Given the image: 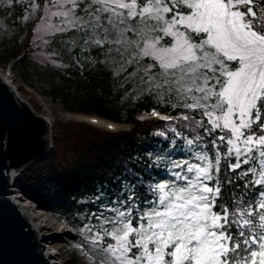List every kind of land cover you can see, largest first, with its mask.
<instances>
[{
	"label": "snow or ice",
	"instance_id": "snow-or-ice-1",
	"mask_svg": "<svg viewBox=\"0 0 264 264\" xmlns=\"http://www.w3.org/2000/svg\"><path fill=\"white\" fill-rule=\"evenodd\" d=\"M60 7L58 31L135 62L147 92L184 110L160 119L190 129H171L181 143L171 140L157 165L162 177L145 182L129 169L115 198L97 204L84 255L92 264H264V0Z\"/></svg>",
	"mask_w": 264,
	"mask_h": 264
},
{
	"label": "trees",
	"instance_id": "trees-1",
	"mask_svg": "<svg viewBox=\"0 0 264 264\" xmlns=\"http://www.w3.org/2000/svg\"><path fill=\"white\" fill-rule=\"evenodd\" d=\"M47 1L36 0L39 10L35 18L27 22L28 34L24 39H20V35L24 32L25 25L16 18L20 16L23 4L15 2L12 9L13 17L6 18L12 28L15 29V26L19 28L15 29L13 37L5 38L3 41L5 52L9 50L6 60L21 61L20 73L28 83L35 76H43L42 68L29 60V53H25V49L30 45L33 29ZM26 3L30 4L31 1L26 0ZM0 10L2 11L0 18H3L4 10ZM63 54L68 56V53ZM76 54L79 55L78 65L64 69L50 68L49 73H45V77L51 83L55 76L61 80L60 85L52 87L51 90L45 89V92L54 99L60 98L66 111L96 114L115 122L132 124V128L110 133L84 122L55 121L52 135L56 147L50 153V160H44L41 165L48 167L49 178L55 181L59 188L57 191L61 199L59 207L44 197L45 188L38 171L28 170L22 178L24 191L30 197L38 202L43 201L47 209L56 210L60 216L68 214L73 218L70 224L75 228L79 239L83 234H78L77 229H81L89 221V214L97 210V204L103 203L109 197L115 198L121 179L133 178L128 172L129 169L143 176L145 182L155 179L149 171L150 166H154L155 173L164 174L157 165L163 167L164 154L168 151L171 140L176 139L177 144L181 143L171 129L175 127L177 132H182L186 136L190 134V129L183 128L186 122L181 120H175L170 125L154 119L142 120L141 114L150 113L154 109L171 113L175 117L184 110L173 109L169 103L161 102L155 95L145 90V85L140 79L136 81V91L128 93L134 85L133 82L123 81V75L105 63L101 48L83 53L76 49ZM89 56L95 58L94 63H90ZM135 67L133 62L130 70L133 71ZM136 74L141 76V73ZM157 131L165 133L167 139L162 140L156 136ZM59 142L70 144V149L74 153L75 160L68 167L56 164L59 157L57 156ZM101 190L105 193L104 198L95 201V196ZM139 191L143 193L144 189L140 188ZM84 210L86 214L82 216Z\"/></svg>",
	"mask_w": 264,
	"mask_h": 264
},
{
	"label": "rangeland",
	"instance_id": "rangeland-1",
	"mask_svg": "<svg viewBox=\"0 0 264 264\" xmlns=\"http://www.w3.org/2000/svg\"><path fill=\"white\" fill-rule=\"evenodd\" d=\"M30 1L31 3L27 4L26 0H13V4L9 6L7 0H0V9H3L5 13L3 18H0V73L5 74L8 68L11 69L12 75L10 80L16 87L20 96L24 100L28 101L37 113L49 117L52 122L55 120H63L64 122H76L79 120H83L85 117L81 115H75L66 112L63 109L60 98L54 99L51 95L45 92V89L51 90L52 87L61 84L60 78L56 76L53 79V83H51L47 79V77H45V73H49L48 70L50 68H52V70L53 68L64 69L73 65H78L80 62L79 55L76 54V49L83 53L86 51L89 52L95 48H99L95 45H84L83 40L81 39L83 35L82 33H77L74 30L63 32L57 30L58 28L63 26L62 18L54 15V13L61 10V0H48L46 2L39 17V21L36 23L33 29V34L30 38V45L29 47H27V49H25L26 53H29V60L33 64L42 68L43 76H35L33 80L28 84L23 80L20 73L21 61L17 59L6 63L9 50L5 52L3 41L5 38L13 37L16 31L15 29L19 30L18 26H15V29L12 28L6 18L9 16L13 17L12 9L15 2L23 4L20 16L18 15L16 18L17 21L19 20L22 24L25 25L24 32L20 35V39H24L28 34L27 22L29 20H33L39 10V6L36 0ZM0 12L2 11L0 10ZM57 44L60 45L58 46ZM106 49L107 45H105V48L102 49L103 60L105 61V63L109 67L114 68L117 73L122 74L123 81L133 82L134 85L132 88H130L128 93L136 91V81L140 79V77L136 74V72H134V70H130V66L127 65L124 60H121V57L118 53H116L115 51L108 52L106 51ZM63 53H68V56H65ZM125 56H127V54H125ZM89 61L90 63H94L95 58L89 56ZM54 147H56V144L53 143V148ZM57 147L59 149V153L57 156L59 157L56 160V164L68 167V165L75 160L74 153L70 149V144L66 142H59V144H57ZM50 158V153H47L46 156L39 160H36L30 166L24 168L23 171L18 173V176H16L17 186L15 187V190L20 191V193L23 192L28 197H30L27 192L24 191L25 187L22 177L26 172L28 173V170L30 171L31 169H33L36 172H39V176L41 177V179H44L45 183L47 184L45 191L43 189L45 193L44 197L48 201H51L54 206L59 207L61 199L57 196L56 193V191H58V187L54 186L55 189L54 191H52L54 184L50 181L51 178L50 180H47L49 178L47 177V175L49 174V169L48 167L41 165L43 164L44 160H50ZM163 175L164 174L160 175L159 178ZM35 201L38 203L39 208L47 209L44 206L43 201ZM33 210L36 211L35 208ZM49 210L50 212L47 214V216L50 217V222H44L43 216L40 219V222L44 227L41 231V236L48 237V239L46 238L48 240V242L46 243L47 248L50 247L48 248L49 250L52 246L59 248V252L56 256V261L61 262V260H63V264H92V261L84 255V252L87 251L88 248V244L84 239V235L78 239L77 236H75L76 230L72 227V235L66 236V239L62 240L60 238L61 233H63L62 230L54 227V224L56 225L65 222H68L70 225V221H72L73 218L68 214L66 216H60L59 212L54 209ZM85 214L86 212H82V216H84ZM87 223H89V221ZM83 228L84 227H82L81 229H77L78 234L82 233ZM61 243H63V245ZM81 245H83V247H81Z\"/></svg>",
	"mask_w": 264,
	"mask_h": 264
},
{
	"label": "water",
	"instance_id": "water-1",
	"mask_svg": "<svg viewBox=\"0 0 264 264\" xmlns=\"http://www.w3.org/2000/svg\"><path fill=\"white\" fill-rule=\"evenodd\" d=\"M49 122L0 76V264H55L10 195L11 175L50 153Z\"/></svg>",
	"mask_w": 264,
	"mask_h": 264
},
{
	"label": "bare ground",
	"instance_id": "bare-ground-1",
	"mask_svg": "<svg viewBox=\"0 0 264 264\" xmlns=\"http://www.w3.org/2000/svg\"><path fill=\"white\" fill-rule=\"evenodd\" d=\"M8 71H11V69H8ZM11 74H12V72H11ZM0 76H2L3 77V79L4 80H6V81H10V79H11V77H8L7 75H5V74H1L0 73ZM49 119V118H48ZM99 123H104L103 121H100L99 120ZM106 124V123H105ZM50 153H51V151H50ZM24 169H22L21 171H23ZM18 174V173H17ZM16 176H18V175H14V174H12L11 175V183H12V185H11V187H10V195L15 199V201H17V203L19 204V206H20V208L23 210V212L25 213V215L27 216V218H28V220H29V222L34 226V228L36 229V231H37V234H38V237L39 238H42L43 236H41V231L43 230V226H42V224H41V218L40 217H38L37 215H35V211L33 210V208H32V203H30L29 201H28V199H31L30 197H28L26 194H24L23 192L22 193H20V191H17V190H15V187L17 186V182H16ZM39 178H40V180L43 182V184H44V188L46 189V185H45V183H44V181H43V179H41V177L39 176ZM22 194V195H21ZM47 239H48V237H47ZM50 239V238H49ZM46 242H48V240H45V239H41V243L44 245V249H46L47 250V252H48V254H49V258H51V259H54V255H53V253H51L50 252V250L47 248V243Z\"/></svg>",
	"mask_w": 264,
	"mask_h": 264
},
{
	"label": "built area",
	"instance_id": "built-area-1",
	"mask_svg": "<svg viewBox=\"0 0 264 264\" xmlns=\"http://www.w3.org/2000/svg\"><path fill=\"white\" fill-rule=\"evenodd\" d=\"M14 175H17V173H13ZM47 177H49L48 175H47ZM47 180H50V178H48ZM43 181H44V179H43ZM54 185H53V188H52V191H54V189H55V187L54 186H57V184L55 183V181H53L52 179L50 180ZM44 183H45V181H44ZM45 185H47L46 183H45ZM58 190V189H57ZM56 193H57V191H56ZM22 195V194H21ZM58 196V195H57ZM28 201L29 202H31V200H29L28 199ZM56 263L57 264H61V262H59V261H56Z\"/></svg>",
	"mask_w": 264,
	"mask_h": 264
}]
</instances>
